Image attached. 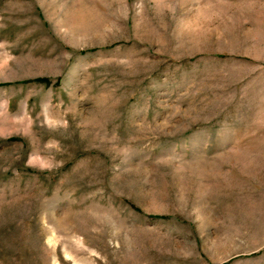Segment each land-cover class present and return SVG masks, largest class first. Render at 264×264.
Here are the masks:
<instances>
[{
    "label": "rangeland",
    "instance_id": "rangeland-1",
    "mask_svg": "<svg viewBox=\"0 0 264 264\" xmlns=\"http://www.w3.org/2000/svg\"><path fill=\"white\" fill-rule=\"evenodd\" d=\"M0 264H264V0H0Z\"/></svg>",
    "mask_w": 264,
    "mask_h": 264
}]
</instances>
